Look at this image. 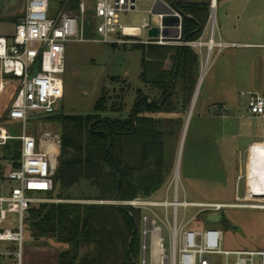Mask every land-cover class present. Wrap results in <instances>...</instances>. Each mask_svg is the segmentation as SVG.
<instances>
[{"label":"rangeland","instance_id":"obj_1","mask_svg":"<svg viewBox=\"0 0 264 264\" xmlns=\"http://www.w3.org/2000/svg\"><path fill=\"white\" fill-rule=\"evenodd\" d=\"M219 2L216 9L217 40L220 38L219 21L224 13L225 3L256 2L257 5L260 4V16L257 22H253L255 27L231 28V33L237 34L232 41L236 43L264 41V0ZM155 4L156 0H138L136 11L122 14V22L127 25H140L144 18L148 19L151 28L142 31L140 36L142 40L150 38L149 30L160 24L159 17L153 12ZM58 9V0H50L49 15H53ZM85 20L84 36L92 38L95 35L92 28L95 21L92 13H88ZM3 27L9 29L11 33L15 32L12 25ZM209 32L210 26L205 27L204 39L208 38ZM249 35L253 38L249 39ZM141 71L142 52L134 48L133 44L111 45L91 41H68L66 72L63 75L65 94L59 103L57 114L73 116L92 114L95 112L96 102L104 92L108 99V109L101 115L127 118L138 89H143L153 102H158L161 98L159 90L143 84L140 79ZM13 90V88L0 90V115L6 112L13 98ZM249 91L264 93V47L238 44L237 47L225 49L220 53L215 49L192 112L190 110L193 97L189 105L185 106L184 95L178 89L176 96L173 97L176 110L169 114L162 112L153 114L161 121L165 144L166 179L165 184L154 195L164 198L168 194L172 198L177 167L181 200L239 205L237 208L223 209L217 214H214V211H203L191 222V225L201 229L208 227L221 229L222 250L264 249V209L248 207L264 205L259 186V170L261 160H264V119L248 115L247 98L241 93ZM215 104L224 106L226 110L214 112L211 107ZM119 109L123 110L116 113L115 111ZM5 124L10 133L22 134L21 121L9 120ZM24 126L25 133L35 137L38 133L60 134L59 125L52 117L32 114ZM12 153L14 147L7 150L0 148V180L12 168ZM16 163L17 160H13V164ZM7 186H14V182L8 183ZM68 193L70 199L55 197L54 199L80 203L98 201L89 199L95 190L85 182L70 189ZM179 211L181 221L184 211L191 219L197 209L181 208ZM158 212L164 217L163 210ZM169 213L171 215V209ZM217 215L221 216V221L212 222L210 218ZM160 224L163 226L165 246L169 251L170 232L166 226ZM68 248V244L60 243L53 237L36 240L28 227L24 241V264H58V255ZM10 249L17 250V244L0 242L1 252ZM84 252L85 249L81 254ZM210 259L213 264H225L223 255H212ZM140 260L141 254L138 264ZM1 262L0 259V264Z\"/></svg>","mask_w":264,"mask_h":264},{"label":"built area","instance_id":"obj_2","mask_svg":"<svg viewBox=\"0 0 264 264\" xmlns=\"http://www.w3.org/2000/svg\"><path fill=\"white\" fill-rule=\"evenodd\" d=\"M158 0H156L157 2ZM72 2L76 5L72 7ZM138 0H58L59 9L50 14V0H28L24 17L11 37L0 36V90L14 89L10 104L0 115V148L11 140L21 144L20 158L0 180V242L17 244V250L0 251L1 264H24V241L27 232V212L33 204L61 202L41 195L52 192L59 166L60 134L45 133L35 137L25 133V123L32 114L42 117L58 113V106L65 94L63 75L66 72V43L96 42L111 45L158 44L188 46L200 56V72L209 67L215 49L221 51L237 47V43L216 39L217 4L210 5L207 39L203 34L196 40L182 39L183 16L168 2L164 3L174 16L180 18L177 37L140 38L143 30L151 28L148 19L140 25L122 22V14L137 10ZM88 13L94 18L95 35L84 36ZM161 20L163 15L158 16ZM136 31H139L137 33ZM205 50V57L203 58ZM247 98L246 108L250 117L264 119V93L242 92ZM214 112L224 111L217 104ZM21 121L23 132L10 133L6 122ZM14 182V186H7ZM94 203H106L98 200ZM129 205L142 211L140 264H213L210 256L223 255L225 264H264V249L222 250L223 231L217 227L198 228L191 225L203 211L214 214L226 208H237L234 203L190 202L179 198V175L175 168L172 198L156 195H138L130 201H107ZM197 209L192 218L185 214L179 221L180 209ZM171 209V215L169 210ZM158 210L164 211V217ZM162 223L170 232L171 245L167 251ZM149 254V258H148Z\"/></svg>","mask_w":264,"mask_h":264},{"label":"trees","instance_id":"obj_3","mask_svg":"<svg viewBox=\"0 0 264 264\" xmlns=\"http://www.w3.org/2000/svg\"><path fill=\"white\" fill-rule=\"evenodd\" d=\"M178 8L184 14L182 39H198L207 25L210 6L179 4ZM133 47L142 52L141 81L159 90L160 100L153 102L138 89L127 118L109 117L101 115L108 109L102 92L92 114L48 116L59 125L61 149L54 190L42 197L70 199L68 191L85 182L95 190L90 200L130 201L138 195H153L165 184L163 131L153 114L174 112L178 89L185 106L189 105L200 75V56L188 46ZM173 53L176 58L169 61ZM11 147V160H18L20 142L11 140L4 149ZM26 219L27 230L36 240L53 237L69 245L58 255V264H138L140 209L110 203L45 202L33 204Z\"/></svg>","mask_w":264,"mask_h":264},{"label":"crops","instance_id":"obj_4","mask_svg":"<svg viewBox=\"0 0 264 264\" xmlns=\"http://www.w3.org/2000/svg\"><path fill=\"white\" fill-rule=\"evenodd\" d=\"M27 2L28 0H0V36L11 37L15 33H11L9 29L3 26L12 25L16 30V26L24 17ZM219 4L220 2H218L217 5L219 6ZM259 5L260 4L257 5L256 2L225 3V7L223 9L224 13L219 21V37L222 38L224 41L236 43L235 41H232V38H236L237 34L231 33V28H237L238 26H241L240 28H242V26H244L248 29H251V27H255V25H253V22H257L258 17L260 16ZM170 33L173 34V32L171 31ZM152 34H156V32L153 31ZM248 38L252 39L253 37L249 35ZM237 44L250 47H264V41L259 43L240 42Z\"/></svg>","mask_w":264,"mask_h":264},{"label":"water","instance_id":"obj_5","mask_svg":"<svg viewBox=\"0 0 264 264\" xmlns=\"http://www.w3.org/2000/svg\"><path fill=\"white\" fill-rule=\"evenodd\" d=\"M164 1L168 2L182 16H184V14L179 10V8H178L179 4L210 6L214 2V0H158L154 6L153 12L157 16L163 15V17L160 20V25L149 31V37H151V38H157L159 36L177 37L179 34L177 27L180 24V18L178 16H174L172 14V11L166 6ZM216 1L218 2L220 0H216ZM153 31H155L156 34H152ZM170 31L173 32V34H171ZM136 32L139 33V31H136ZM175 58H176V54L173 53L170 55L169 59H170V61H174ZM201 79H202V72H200L197 88H196V91L193 95L192 107H193V103L195 101L196 94L199 91V88L201 86ZM192 107H191L190 111H192ZM210 220L212 222H217V221L219 222V221H221V216L220 215L212 216L210 218Z\"/></svg>","mask_w":264,"mask_h":264},{"label":"bare ground","instance_id":"obj_6","mask_svg":"<svg viewBox=\"0 0 264 264\" xmlns=\"http://www.w3.org/2000/svg\"><path fill=\"white\" fill-rule=\"evenodd\" d=\"M214 4L215 5L217 4V1L216 0H214ZM205 73H206V70L204 69L203 70V75H202L201 82H202V80H203V78L205 76ZM198 92L196 94L195 101L197 99ZM195 101L193 103L192 110L194 109ZM177 175H179L178 171H177ZM259 177H260V179H259V184L260 185L259 186L261 188L262 198L264 199V160H261V165H260V170H259ZM242 207H244V206H242ZM248 207L255 208V209H264V205H252V206L249 205Z\"/></svg>","mask_w":264,"mask_h":264}]
</instances>
